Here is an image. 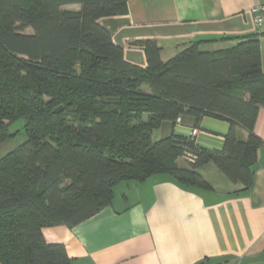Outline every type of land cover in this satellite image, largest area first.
<instances>
[{"label": "trees", "instance_id": "16d2710c", "mask_svg": "<svg viewBox=\"0 0 264 264\" xmlns=\"http://www.w3.org/2000/svg\"><path fill=\"white\" fill-rule=\"evenodd\" d=\"M128 2L0 0V144L17 135L11 126L20 119L27 137L0 159V264H71L43 228L88 219L112 204L124 180L164 173L209 188L197 169L214 162L246 190L253 183L263 145L255 132L264 108L258 35L223 38L237 41L214 51L195 41L166 60L148 39L143 67L99 22L125 14ZM185 113L197 123L206 114L228 120L223 147L177 133L153 138Z\"/></svg>", "mask_w": 264, "mask_h": 264}, {"label": "crops", "instance_id": "0c3cea01", "mask_svg": "<svg viewBox=\"0 0 264 264\" xmlns=\"http://www.w3.org/2000/svg\"><path fill=\"white\" fill-rule=\"evenodd\" d=\"M262 1L129 0L125 14L99 22L124 47L125 59L143 67L142 44L148 39L159 42L166 60V54L169 59L195 41L205 40L200 48L214 51L237 41L223 38L257 34L264 70V23L258 26L252 12ZM229 128L228 120L215 115L197 123L185 113L176 123L165 121L153 137L183 134L221 149ZM255 132L263 145L248 190L214 162L197 169L209 188L180 186L164 173L124 180L115 186L111 205L74 227H44L45 238L63 243L71 264H264V108ZM239 136L246 140L248 132L239 128Z\"/></svg>", "mask_w": 264, "mask_h": 264}, {"label": "rangeland", "instance_id": "374dc122", "mask_svg": "<svg viewBox=\"0 0 264 264\" xmlns=\"http://www.w3.org/2000/svg\"><path fill=\"white\" fill-rule=\"evenodd\" d=\"M69 8L76 9L78 7L70 6ZM26 31L31 32L32 30L29 28ZM164 57L165 59H168L167 54ZM24 123H25L24 119H20L12 124L11 132H15L17 135L0 144V159H2L10 151L16 149L20 144H22L27 139L24 130ZM153 138L155 139V137Z\"/></svg>", "mask_w": 264, "mask_h": 264}, {"label": "built area", "instance_id": "2783aa9c", "mask_svg": "<svg viewBox=\"0 0 264 264\" xmlns=\"http://www.w3.org/2000/svg\"><path fill=\"white\" fill-rule=\"evenodd\" d=\"M255 22L258 26L262 25L264 23V0L261 4H258L253 7L252 9ZM197 133V130H194V134Z\"/></svg>", "mask_w": 264, "mask_h": 264}, {"label": "water", "instance_id": "95a60500", "mask_svg": "<svg viewBox=\"0 0 264 264\" xmlns=\"http://www.w3.org/2000/svg\"><path fill=\"white\" fill-rule=\"evenodd\" d=\"M64 110V107L63 106H60V107H58V108H56L55 110H54V113H60V112H62Z\"/></svg>", "mask_w": 264, "mask_h": 264}]
</instances>
